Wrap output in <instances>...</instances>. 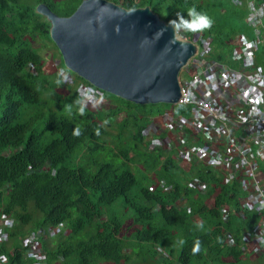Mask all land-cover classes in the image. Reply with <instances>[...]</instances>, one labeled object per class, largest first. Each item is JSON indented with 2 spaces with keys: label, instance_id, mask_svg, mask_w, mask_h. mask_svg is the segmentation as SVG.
I'll return each instance as SVG.
<instances>
[{
  "label": "trees",
  "instance_id": "16d2710c",
  "mask_svg": "<svg viewBox=\"0 0 264 264\" xmlns=\"http://www.w3.org/2000/svg\"><path fill=\"white\" fill-rule=\"evenodd\" d=\"M81 1L0 0V209L14 222L0 245V258H5L0 264H32L20 244L38 230L44 232L45 264H128L131 257L141 264H254L238 247L227 250L224 237L231 234L239 245L264 216L234 217L223 226L220 209L239 212L241 192L203 164L176 163L150 149L143 136L169 105L135 106L101 91L99 104L88 108L78 88L90 85L64 68L59 54L56 71L41 68L35 44L55 46L50 23L36 6L44 3L68 16ZM108 1L125 9L148 6L167 25L178 13L187 18L189 8L206 13L209 28L175 31L190 41L204 36L210 41L207 57L230 67H235L228 59L233 39H253L246 10L227 0ZM255 57L264 71V43ZM30 65L35 74L28 72ZM58 67L73 77L76 88L62 81ZM174 109L178 117L186 113L181 106ZM73 128L80 134L73 136ZM190 180L203 183L205 195L190 189ZM161 182L165 192L158 187ZM179 200L185 204L177 205ZM186 205L191 215L183 211ZM48 228L57 233L49 234ZM180 238L183 245L177 243Z\"/></svg>",
  "mask_w": 264,
  "mask_h": 264
},
{
  "label": "built area",
  "instance_id": "2783aa9c",
  "mask_svg": "<svg viewBox=\"0 0 264 264\" xmlns=\"http://www.w3.org/2000/svg\"><path fill=\"white\" fill-rule=\"evenodd\" d=\"M227 1L246 10L245 23L251 28L253 39L241 35L233 39L228 59L235 67H230L208 58L210 41L202 35H194L191 42L197 47L196 54L179 73L178 103L171 105L160 118L167 140H155L157 130L153 125L144 132L145 137L153 138L149 142L150 149H160L176 163L203 164L220 173L226 186H235L241 192L236 201L240 206L239 212L227 206L220 209L223 226L229 225L234 217L264 216V71L255 57L259 44L264 43V2ZM176 38L190 41L179 32H176ZM28 72L35 74L34 66L30 65ZM57 72L67 86L76 88L72 76L63 69ZM78 90L83 94L86 107L94 108L99 104L100 90L82 84ZM177 106L186 109L183 116H176L174 108ZM158 187L166 191L162 182ZM188 187L199 195L206 193V186L199 181L190 180ZM184 204L183 200L177 202L180 206ZM183 211L191 215L187 205ZM191 220L199 223L196 216ZM13 227V220L0 209V245L7 241L6 233ZM47 231L49 234L57 233L52 228ZM43 237L44 232L38 230L21 240L24 254L32 259V264H45ZM224 239L227 250L238 247L251 259L263 258L264 217L259 226L242 235L239 245L229 233H225ZM0 263H5L4 257L0 258Z\"/></svg>",
  "mask_w": 264,
  "mask_h": 264
},
{
  "label": "water",
  "instance_id": "95a60500",
  "mask_svg": "<svg viewBox=\"0 0 264 264\" xmlns=\"http://www.w3.org/2000/svg\"><path fill=\"white\" fill-rule=\"evenodd\" d=\"M35 10L50 23L49 38L63 67L78 78L135 106L178 103V76L196 46L178 40L148 6L82 0L68 16L44 3Z\"/></svg>",
  "mask_w": 264,
  "mask_h": 264
},
{
  "label": "clouds",
  "instance_id": "9594fccd",
  "mask_svg": "<svg viewBox=\"0 0 264 264\" xmlns=\"http://www.w3.org/2000/svg\"><path fill=\"white\" fill-rule=\"evenodd\" d=\"M186 16H187V18H185V15H181V14L178 13L177 14V18L172 20L169 23L170 27L172 29L176 30V31H192V32H196V31L207 29L212 24L211 18L206 13L197 11L195 8H189L187 10ZM189 42H191V41H189ZM191 43H193V42H191ZM196 49H197V47H196ZM56 69L58 70L60 68L58 67ZM169 106H171V105H169ZM80 111L83 112V108H81ZM71 134L73 136L79 135L80 134V129L79 128H73ZM143 136H144V133H143ZM192 172L190 174H192ZM177 243L179 245H183L184 240L182 238H180V239H178ZM198 250H199V242L197 241L196 244L191 249V251H192L193 254H195Z\"/></svg>",
  "mask_w": 264,
  "mask_h": 264
},
{
  "label": "rangeland",
  "instance_id": "374dc122",
  "mask_svg": "<svg viewBox=\"0 0 264 264\" xmlns=\"http://www.w3.org/2000/svg\"><path fill=\"white\" fill-rule=\"evenodd\" d=\"M35 45H36L35 47H37L38 50H39L38 53L42 57L41 63H40L41 68H43V70H46L47 72H54V71H56L55 70V66H56V64L58 62V54H59L58 51H57V49L53 48V46L50 43H48L47 41H42V42H40L38 44H35ZM222 53L223 54H226V51H223ZM104 100L106 102L109 101L108 98H105ZM159 109H162V107H160ZM160 118L161 117H155L154 119H152V121L149 123V124H151L150 127L153 125V122L154 121H156V122H155V124H154L155 126L153 128L162 127V121H161ZM151 130H152V128H151ZM113 133H114V131H113ZM145 139L148 142H150V139H153V138L150 137V136H147V137H145ZM155 140L156 141H159V142L165 141V140H167V136L161 131V132H159L156 135ZM140 168L141 167H139L138 169H140ZM151 178H153V177L151 176ZM116 212L120 214L122 211H121V209H119ZM131 222L132 221L130 220L128 222V225ZM65 230H66V228L65 227H62L61 233L62 232H65ZM130 230H128V232ZM156 259L160 263L163 260L162 254L159 253ZM128 264H141V263L139 261H137L134 257H131V260H130V262Z\"/></svg>",
  "mask_w": 264,
  "mask_h": 264
},
{
  "label": "crops",
  "instance_id": "0c3cea01",
  "mask_svg": "<svg viewBox=\"0 0 264 264\" xmlns=\"http://www.w3.org/2000/svg\"><path fill=\"white\" fill-rule=\"evenodd\" d=\"M158 120V119H157ZM155 122L156 121H154L153 122V126H155L154 124H155ZM156 130H157V133L155 134V137H156V135L159 133V132H163V129H162V127H157V128H155ZM164 133V132H163ZM191 142H189V144H190ZM164 155H166V154H164ZM166 156H169V155H166ZM250 260L252 261V263H254V264H256V262H259V261H261L262 262V264H264V260H262V258H260V259H251L250 258ZM260 262V263H261Z\"/></svg>",
  "mask_w": 264,
  "mask_h": 264
}]
</instances>
